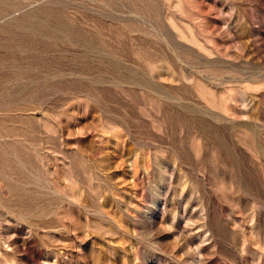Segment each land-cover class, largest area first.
<instances>
[{
	"label": "rangeland",
	"instance_id": "374dc122",
	"mask_svg": "<svg viewBox=\"0 0 264 264\" xmlns=\"http://www.w3.org/2000/svg\"><path fill=\"white\" fill-rule=\"evenodd\" d=\"M0 264H264V0H0Z\"/></svg>",
	"mask_w": 264,
	"mask_h": 264
}]
</instances>
